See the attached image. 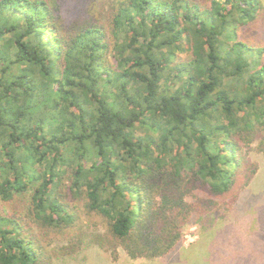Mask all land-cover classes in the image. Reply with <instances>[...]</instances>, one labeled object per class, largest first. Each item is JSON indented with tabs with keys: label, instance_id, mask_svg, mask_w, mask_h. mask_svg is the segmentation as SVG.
<instances>
[{
	"label": "trees",
	"instance_id": "trees-1",
	"mask_svg": "<svg viewBox=\"0 0 264 264\" xmlns=\"http://www.w3.org/2000/svg\"><path fill=\"white\" fill-rule=\"evenodd\" d=\"M263 10L91 0L68 24L48 0H0V264L88 242L164 259L227 219L264 154V44L243 35Z\"/></svg>",
	"mask_w": 264,
	"mask_h": 264
},
{
	"label": "rangeland",
	"instance_id": "rangeland-1",
	"mask_svg": "<svg viewBox=\"0 0 264 264\" xmlns=\"http://www.w3.org/2000/svg\"><path fill=\"white\" fill-rule=\"evenodd\" d=\"M48 1L60 6L62 16L70 24L69 19L82 13L91 0ZM243 35L256 44H264V10L259 21ZM251 156L258 163L259 172L243 192L234 211L227 219H220L213 228L188 225L184 228L181 246L170 256L133 260L122 249L116 256L88 242L76 258L57 259L54 264H264V154L254 150ZM225 221L233 222L228 225ZM82 223L87 233L96 230L84 215ZM97 223L101 224V220L97 219Z\"/></svg>",
	"mask_w": 264,
	"mask_h": 264
}]
</instances>
